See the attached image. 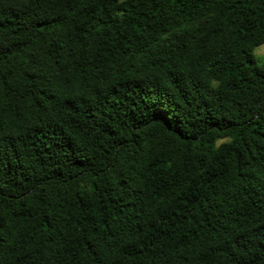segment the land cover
<instances>
[{"label":"trees","instance_id":"obj_1","mask_svg":"<svg viewBox=\"0 0 264 264\" xmlns=\"http://www.w3.org/2000/svg\"><path fill=\"white\" fill-rule=\"evenodd\" d=\"M264 0H0V264H264Z\"/></svg>","mask_w":264,"mask_h":264},{"label":"rangeland","instance_id":"obj_2","mask_svg":"<svg viewBox=\"0 0 264 264\" xmlns=\"http://www.w3.org/2000/svg\"><path fill=\"white\" fill-rule=\"evenodd\" d=\"M254 55L255 58L259 61L264 60V44L258 46L255 50H254Z\"/></svg>","mask_w":264,"mask_h":264}]
</instances>
